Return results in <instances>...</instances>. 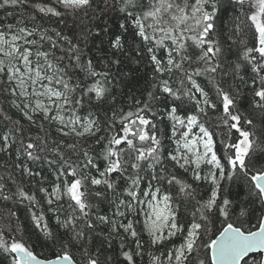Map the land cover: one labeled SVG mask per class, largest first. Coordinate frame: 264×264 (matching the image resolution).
Here are the masks:
<instances>
[{
    "label": "snow or ice",
    "instance_id": "snow-or-ice-1",
    "mask_svg": "<svg viewBox=\"0 0 264 264\" xmlns=\"http://www.w3.org/2000/svg\"><path fill=\"white\" fill-rule=\"evenodd\" d=\"M30 7L0 23V264H264V0Z\"/></svg>",
    "mask_w": 264,
    "mask_h": 264
},
{
    "label": "trees",
    "instance_id": "trees-1",
    "mask_svg": "<svg viewBox=\"0 0 264 264\" xmlns=\"http://www.w3.org/2000/svg\"><path fill=\"white\" fill-rule=\"evenodd\" d=\"M31 2H32V0H29V4L24 5L23 8L8 7L5 9H0V23H3V24L12 23V22H15L16 20L20 19L21 17H27L30 14H35V9L30 7ZM37 20H38V22L44 23L45 21H48V18L44 17V21H40L39 15H37ZM48 23H51V22L48 21ZM61 27H63V25H61ZM141 83H143V81ZM208 87H211V86L209 85ZM25 126L27 127V125H25ZM161 128L164 129V125H161ZM168 131L170 134V129ZM172 146L174 147V145H172ZM4 161L11 163L12 159L9 157H4L3 154H0V163H2ZM0 171H2V169H0ZM44 174L45 175L48 174L46 166H45V173ZM52 179L53 178L51 176H49V181H51ZM25 183L27 184V181H25ZM49 190L51 191V189H49ZM200 192L203 194L205 192V189L202 187L200 189ZM42 205H43L44 209L46 210L48 206L46 204H43V201H42ZM0 210H2V208H0ZM17 215H20L21 220L27 225V230H26L25 235H26V238L31 237L32 241L35 242V244H34L35 251L38 253H42L43 255H46V256H51L52 255V249L47 247L42 241H36V236L32 232L34 225L31 223V221L29 219L26 218L27 214L25 213L24 215H21V213L18 211ZM51 215H52V213H49L46 211V218L48 216H51ZM51 224L52 225L55 224L54 219L51 221ZM118 247H119V245L117 242V248ZM121 259H122V257H121ZM146 261H147V257H145L144 260L139 261V264H146Z\"/></svg>",
    "mask_w": 264,
    "mask_h": 264
}]
</instances>
